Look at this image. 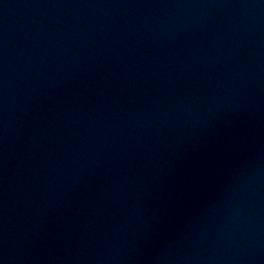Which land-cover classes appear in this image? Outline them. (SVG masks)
Returning <instances> with one entry per match:
<instances>
[{"label": "water", "instance_id": "1", "mask_svg": "<svg viewBox=\"0 0 264 264\" xmlns=\"http://www.w3.org/2000/svg\"><path fill=\"white\" fill-rule=\"evenodd\" d=\"M0 264H264V0H0Z\"/></svg>", "mask_w": 264, "mask_h": 264}]
</instances>
